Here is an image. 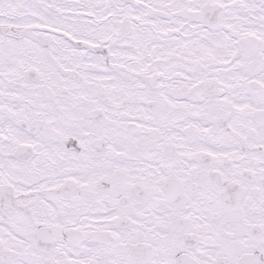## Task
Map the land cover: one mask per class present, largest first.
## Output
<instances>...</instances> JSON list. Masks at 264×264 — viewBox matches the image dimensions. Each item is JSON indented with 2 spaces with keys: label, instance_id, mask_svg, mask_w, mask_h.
Returning <instances> with one entry per match:
<instances>
[{
  "label": "snow or ice",
  "instance_id": "obj_1",
  "mask_svg": "<svg viewBox=\"0 0 264 264\" xmlns=\"http://www.w3.org/2000/svg\"><path fill=\"white\" fill-rule=\"evenodd\" d=\"M0 264H264V0H0Z\"/></svg>",
  "mask_w": 264,
  "mask_h": 264
}]
</instances>
